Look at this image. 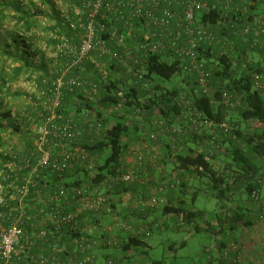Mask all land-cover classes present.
<instances>
[{"label": "built area", "instance_id": "2783aa9c", "mask_svg": "<svg viewBox=\"0 0 264 264\" xmlns=\"http://www.w3.org/2000/svg\"><path fill=\"white\" fill-rule=\"evenodd\" d=\"M61 11L72 35L55 29L51 37L57 41L54 56L63 57L65 66L42 80L44 85L50 81L48 93L39 91L36 76L31 77L27 104L37 111L31 147L24 151L19 144L13 145L14 150H23L22 158L19 163L6 164L16 174L9 177L8 185L0 183V264H100L99 259L102 264H136L144 254H135L133 246L125 251L123 244L131 236L146 240L152 233L147 221L134 220L136 212L163 213L166 190L182 181L179 174L150 176L144 197L134 199L135 192L128 187L156 160L149 148L158 151L159 143L165 142L168 154L162 158L170 160L184 152V140H195L200 151L209 154L206 145L220 149L221 135L238 130L231 121L204 117L187 91L170 94L159 87L146 74L144 61L155 54L179 60L186 74L196 75L198 89L208 92L212 74L199 59L200 50L225 54L235 39L250 51L264 48V0H79ZM215 12L219 17L213 21L210 14ZM86 62L90 72L83 74L79 69ZM110 65L115 70L108 69ZM250 73L253 87L264 92V72ZM115 75L121 78L122 87L148 91L147 98L166 95L170 104H182L174 118L177 122L157 110L126 105L123 99L102 106L103 94H115V89H108ZM67 95L72 96L73 104L89 101L94 107L78 112L72 105L64 114L61 108ZM220 103L233 108L239 100L224 90ZM111 110L127 119L129 128L123 138L127 149L119 163H112V171L98 177L94 156L78 143L103 139L105 117ZM134 126L146 134L135 139L137 143ZM75 169L79 173L73 174ZM70 174L74 182L68 181ZM253 183L264 185L263 170ZM262 188L250 193V222L246 226L264 231ZM117 189L123 191L122 198L128 203L125 210H120ZM221 212L213 216L217 224ZM151 221L155 228L161 226L160 219ZM105 249L112 255L104 258L99 254ZM206 251L210 256L221 254L211 264H264V237L244 244L231 240ZM125 254L135 256L128 263L122 259Z\"/></svg>", "mask_w": 264, "mask_h": 264}, {"label": "trees", "instance_id": "16d2710c", "mask_svg": "<svg viewBox=\"0 0 264 264\" xmlns=\"http://www.w3.org/2000/svg\"><path fill=\"white\" fill-rule=\"evenodd\" d=\"M78 1L70 0L69 6H71V2L78 3ZM206 16L209 15L204 17ZM210 17L215 21L219 17V13H212ZM65 24L56 0H0L1 184L8 185L11 181L9 177L16 174V172L6 167V164L10 162L19 163L23 155V150H14L13 145L19 144L20 147L25 148L24 151H28L31 147L32 135L34 134L32 123L37 121V111L27 104L30 96L29 92L25 93L20 89H16L14 85L20 80H30L35 75L36 80L39 82L38 90H46L48 93L50 81L47 80L49 84L44 85L42 80L45 78L50 79L57 73L59 68L65 66L63 57H50L51 60L56 62V68L53 74L49 75L50 64L47 58V51H51L54 54V47L57 42L51 37V32L55 29H61L66 35H71V30ZM200 52L199 59L205 61L212 74L208 92H202L198 89L196 75L186 74L182 66H180L179 60L162 58L161 55L156 54L150 55L144 61L145 70H147L146 74L153 78L159 87L167 89L170 94L187 91L193 99L194 106L201 111L204 117L215 121L228 120L238 126V130H234L236 132H231L228 135L230 142L234 144L233 149L230 150V163L223 161L219 165H215L212 157L206 152L189 146L184 149L183 153L172 159L176 165L175 170L178 171L182 178V187L185 186L186 180L190 176L200 178V181L203 178L208 179L207 185L211 188L212 193L221 202L225 201V215L220 217L218 225L223 229L233 228L238 221L240 223L244 222V224L250 222L249 217L248 219H243L246 211L248 212L246 205V209L238 204L234 209L230 207L233 203L234 191L245 192L247 198H249L252 189L264 186L253 183L255 176L260 171H264L254 161L255 156L264 158V92L253 87L250 73L251 70L264 72V48L260 49L257 47L250 51L241 45L239 39H235L225 54L213 49L200 50ZM250 53L258 54L257 58L262 57L263 61L259 60V63L253 62ZM244 63L248 64H246L247 67L243 65ZM113 66L110 65L108 69L115 70ZM90 67L89 62H86L82 68H77L76 70L77 72L79 69L81 72L89 73ZM175 75L181 76V82L174 83L170 87L163 84V80H169ZM109 82L108 89L110 91L115 89V94L113 96L103 94L102 99L99 101L102 106H109L123 99L126 105H139L150 111L157 110L167 118H173V120L182 109V104H170L166 95H160L158 98L155 96L147 98V95H149L148 91L144 92L139 88L122 87L120 83L123 84V82L116 75ZM224 90L229 91L239 100L235 107L226 108L220 103ZM22 95L24 96V101L25 99L27 100L25 103L20 102L15 107L13 100ZM76 96L80 99L82 98L81 93ZM66 100V108H61V112L64 114L67 108L69 109L72 105L78 112L85 107H94L89 101L73 104L72 96L69 95L66 96ZM232 112L237 113V116L232 115ZM110 114L119 118L114 122H108L106 119V130L103 139L93 142L81 139L78 143V146L88 149L94 156L95 162H97L98 177H102L108 171H112L114 167L112 163H119L121 155L127 149V145H125L123 140L127 136L126 133L129 128L127 119L117 113ZM243 123L247 129L245 133L242 130ZM132 131L137 132L138 127L134 126ZM107 149H109V152H107ZM99 158L101 160H98ZM225 164H228V166ZM78 171L79 169H75L72 173H79ZM84 172L86 177L89 176L87 170H84ZM67 178L68 181L74 182V176H71V174ZM184 179L186 180L184 181ZM122 193L123 191H118L117 189L115 194L119 198L118 201L122 198ZM133 196L134 199H139L141 196L144 197L143 194H137L136 192ZM12 204L16 205V202L13 201ZM162 212L161 218L165 215L173 216L172 219L178 228L186 224L191 226L194 231L203 229L200 224V218L204 216V211L190 208L188 203L181 204L178 202L175 204L167 199V202L163 205ZM147 214L142 215L137 211L134 220L141 223L147 221L153 231L154 223L147 219ZM132 246L135 254H139L141 257L144 254L142 262L145 260L150 262L147 258L149 249L147 239L131 236L129 241L123 244L122 249L127 251ZM145 246H147V249H145ZM170 248H174V246L171 245ZM102 253L104 258L112 255L110 249L99 252V254ZM135 254H125L122 259L129 263L133 260ZM142 262L138 261L136 264H141ZM151 264L165 263L162 260H154Z\"/></svg>", "mask_w": 264, "mask_h": 264}, {"label": "rangeland", "instance_id": "374dc122", "mask_svg": "<svg viewBox=\"0 0 264 264\" xmlns=\"http://www.w3.org/2000/svg\"><path fill=\"white\" fill-rule=\"evenodd\" d=\"M56 1L59 8L62 7V9L66 10L71 7L69 6L70 0ZM250 55L253 58V62L257 63L259 60L263 61L262 57L257 58L258 54L256 53H250ZM50 57H54V54H52L51 51H47V58L50 64L49 75L53 74L56 68V62L51 60ZM83 74L86 73L83 72ZM181 80L182 79L180 75H175L171 79L163 80L162 82L165 86L170 87L174 83L181 82ZM29 82L30 80H20L16 82L14 86L16 89H20L21 91L28 93V91L30 90ZM26 100L27 99H25V101ZM25 101L23 95L19 96L13 100L14 106L16 107V105L20 104V102L25 103ZM112 110L110 113H116ZM232 115L237 116V113L232 112ZM242 130H244V133L247 130L244 123L242 124ZM107 152H109V149H107ZM98 160H101V158H99ZM254 161L261 169H264V158L255 156ZM192 177L190 176L188 181H192L193 186L198 189L199 192L197 193V198L195 197L196 199L194 201L189 199L188 204L190 208L204 211V216L200 218L201 226L205 227L209 222L212 227L211 231H220L221 227L217 224V221L213 216L216 211H222L220 217H224V205H220V207H218L221 201L212 193L211 188H209V186L207 185V178H203L202 181H200V178H196L194 176ZM244 196L245 200H248L246 194ZM261 198L264 200L263 188L261 190ZM232 204H234V202ZM172 217L170 215H165L161 218L160 216V220H162L161 226L165 221L167 222V226H159L158 229L154 227L151 235L147 237V242L149 244L147 258L150 260V262H153L154 260H162L165 264H207L209 253L206 250L213 247V242L215 240L213 234L215 233L209 230L207 231L205 229L194 231L192 230L191 226H188L186 224L183 225L182 228H178L176 227ZM158 220L159 219H155V223H157ZM219 235H221V233ZM227 236L228 233L227 235L224 233V235H221V239L223 238V240H226ZM171 245H173L174 248H170ZM102 261L103 260L100 261V264H102Z\"/></svg>", "mask_w": 264, "mask_h": 264}, {"label": "crops", "instance_id": "0c3cea01", "mask_svg": "<svg viewBox=\"0 0 264 264\" xmlns=\"http://www.w3.org/2000/svg\"><path fill=\"white\" fill-rule=\"evenodd\" d=\"M60 8L62 10V7H60ZM61 13H62V11H61ZM60 32L62 34L66 35V33H63L61 31V29H60ZM69 112H70V108L69 109L67 108L66 113L68 114ZM118 118H119L118 116L116 118V117L112 116L111 114H107L105 117V121L107 119L108 122H114L115 120H118ZM176 122L177 121L174 120V123H176ZM143 133H145V132H141V134L138 131L135 132L133 134L134 135L133 139L138 140L141 135H146ZM136 140H135V143H137ZM183 145H186V147L189 146L191 148L201 149V147L196 144L195 140H184ZM218 145H220V149L211 148V146L206 145L205 148L208 151H210V153L208 155L212 157V161L214 162L215 165H217V164L219 165L223 161L230 163V150L233 149L234 144L230 142L228 135H221V138H220V141L218 142ZM151 149H154V147L151 146L149 148V152L151 155L154 154V157L156 159V160H154L153 167H149L150 169L148 170V172L146 169V171L142 175H140L141 176L140 180L138 182L134 183L131 187H128V191H132L133 193L136 192L137 194H145L147 192V185H148L147 182L149 181L150 176H152V177L161 176L164 173L165 174H169V173L179 174L177 170H173L176 168V165L173 163L172 159L169 160V158H166L165 160H163V158H162L164 155L168 154V145L165 142L159 143V150L158 151H156V150L154 151ZM127 160L129 162H131L132 158L127 157ZM225 165L228 166V164H225ZM188 179L189 178H187V180L184 179V181L186 180V182H187V183L185 182L186 183L185 186L182 187L181 186L182 184H181L180 186L168 188L166 190L165 194L167 195L169 201H172L175 204H177L178 202L181 204H187L189 199L194 201L197 198L196 195L199 192V190L196 189L193 186V182L188 181ZM191 183H192V186H191ZM234 192H235L233 195V197L235 198V199L233 198L234 204H231L230 207L234 209L238 205H241L244 208L246 205L248 212L246 211V215L243 217V219H246V218L248 219V217H250L249 214H250L251 209H250L249 200H245L244 195L246 193L245 192H239V191H234ZM263 193H264V186H263ZM246 196H247V194H246ZM245 201H246V204H245ZM120 203H121L120 204V210H122V209L125 210L128 206L127 201L124 198H120ZM224 204H225V201H222L219 203L218 207H220V205H224ZM245 209H246V207H245ZM162 214L163 213H160V212L159 213H148L147 219H149L150 221L154 218L160 219V216ZM164 223L162 224V226H164V225L167 226V224H166L167 222L165 224ZM246 225L247 224H244V222L240 223V221H238V223H236V225L233 226V228H225V229L221 228V230L217 231V232H213L214 230L211 231L212 227H211L209 222L205 227L204 226H201V227L203 229L206 228V230L208 229L209 231L215 233V234H213L214 239H215L213 242V245H215V246L217 244H219V246H222L223 244H225V242L231 241V239L235 240V241L241 240V243H243V244L249 243L250 241L251 242L255 241L256 239H262L263 240V237H264V231L263 230H259L255 226H246ZM179 228H182V227H179ZM220 233H221V235H224V233L227 235V233H228L226 240H223V238L221 239V235H219ZM257 242H258V240H257ZM215 251H217V250H215ZM261 257L262 256H259V258H261ZM219 258H221L220 252H214L212 254V256H210V255L208 256L207 261H209L208 263L210 264V263H212V261H215L216 259H219ZM144 259H146V258H144ZM140 262H142V261H140ZM141 264H151V262H149V261L147 262L145 260Z\"/></svg>", "mask_w": 264, "mask_h": 264}]
</instances>
